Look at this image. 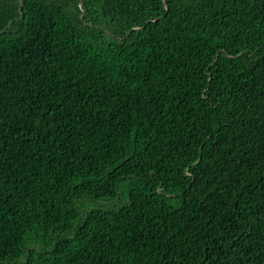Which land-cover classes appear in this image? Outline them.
I'll list each match as a JSON object with an SVG mask.
<instances>
[{
	"label": "trees",
	"instance_id": "1",
	"mask_svg": "<svg viewBox=\"0 0 264 264\" xmlns=\"http://www.w3.org/2000/svg\"><path fill=\"white\" fill-rule=\"evenodd\" d=\"M0 264H264V0H0Z\"/></svg>",
	"mask_w": 264,
	"mask_h": 264
}]
</instances>
